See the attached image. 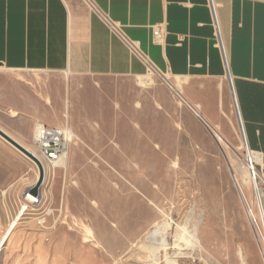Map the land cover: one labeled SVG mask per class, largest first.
Returning <instances> with one entry per match:
<instances>
[{
  "label": "rangeland",
  "instance_id": "obj_1",
  "mask_svg": "<svg viewBox=\"0 0 264 264\" xmlns=\"http://www.w3.org/2000/svg\"><path fill=\"white\" fill-rule=\"evenodd\" d=\"M147 65L146 73L117 78L0 68V128L34 148L44 168L38 185L39 165L0 135V240L20 218L0 264H150L141 244L162 219L174 226L172 243L178 225L199 240L180 264H241L239 249L246 264H264L234 95L224 97L234 133L223 134L228 145L215 136L224 128L211 132L179 95V78ZM144 75L149 85L140 82ZM200 84L215 92L212 82ZM35 117L79 136L66 164L38 151Z\"/></svg>",
  "mask_w": 264,
  "mask_h": 264
},
{
  "label": "crops",
  "instance_id": "obj_2",
  "mask_svg": "<svg viewBox=\"0 0 264 264\" xmlns=\"http://www.w3.org/2000/svg\"><path fill=\"white\" fill-rule=\"evenodd\" d=\"M215 2L228 67L209 0H0V68L117 78L146 73L147 60L181 80L179 95L210 127L224 128L215 136L227 144L234 133L224 97L232 92L264 168V0ZM163 22L168 33L157 44L152 26Z\"/></svg>",
  "mask_w": 264,
  "mask_h": 264
},
{
  "label": "bare ground",
  "instance_id": "obj_3",
  "mask_svg": "<svg viewBox=\"0 0 264 264\" xmlns=\"http://www.w3.org/2000/svg\"><path fill=\"white\" fill-rule=\"evenodd\" d=\"M140 82L142 84L149 85L152 82V78L149 75H144L140 77ZM236 109H237V114L239 115L237 105H236ZM13 113L15 115L17 114L16 111H13ZM239 118H240V115H239ZM240 123H241V119H240ZM241 129H242V126H241ZM68 134H69V137L70 136L72 137V139L74 137H79L71 129H69ZM218 139L220 141H224V139L221 136H218ZM243 139H244V145H245L244 147L246 148V150H250V147L245 139V136L243 137ZM29 150L32 151L38 158H40L38 152L34 148L29 147ZM67 158L68 156L67 154H65L63 155L62 159L59 162H61L62 164H66ZM248 159L251 162H255V161L260 162L261 157L258 153L251 152L250 150V153H248ZM248 172L251 178L252 186L255 191L256 197L260 204V208H259L260 223L257 222L255 226L257 230L263 229V235H264V198H263L262 190L259 185L258 186L256 185V184H259V179L257 176L256 169L254 167L252 168L250 165L248 166ZM236 180H237L241 194L244 195L246 199L245 189L243 185L241 184V182L239 181L237 174H236ZM27 200L30 202H36V198H34L32 194L28 195ZM25 210H27V207L23 209V212ZM23 212L21 214H23ZM19 220L20 218L18 217L14 221L11 222L9 228L7 229V231L5 232V234L2 236L0 240V249L9 240L11 234L13 233L14 229L18 225ZM173 229H174V226L169 220L162 219V220H155L153 224L146 230L144 237H143L144 240L142 241V244H141V248L146 250L149 253L148 258H150L149 260L150 264H160L161 263L160 261L163 259L166 264H180V259L187 257V255H189L191 252L195 251L198 248L199 240L197 239L196 234L192 233L186 226H183V227H181L180 225L177 226L176 234L174 237L175 239H174V242L172 243L170 240V234H171V230ZM88 232H90V229H88ZM262 253L264 256L263 247H262ZM238 255L241 260V264H246V259H245V254H244L243 249H239Z\"/></svg>",
  "mask_w": 264,
  "mask_h": 264
},
{
  "label": "built area",
  "instance_id": "obj_4",
  "mask_svg": "<svg viewBox=\"0 0 264 264\" xmlns=\"http://www.w3.org/2000/svg\"><path fill=\"white\" fill-rule=\"evenodd\" d=\"M209 5H210L211 10L213 12L218 45L222 50V54H223L225 63L228 67L227 48H226V45H225L224 40L222 38L220 23H219V19H218V15H217V5H216L215 0H209ZM152 27H153V40H154V42L157 44H164L165 40H166L167 33H168L166 23L163 22V23L155 24ZM146 62H147V64H149V62L147 60H146ZM235 101H236V105H237L238 112H239V107H238V103H237L236 98H235ZM239 115H240V113H239ZM241 126H242V130H243V134L245 136L242 120H241ZM68 131H69L68 126H66V127L51 126L45 122H41V121L37 120L34 123V129H33L34 144L37 147L40 154L44 158H46L51 163H57L62 159L63 155L67 154L70 142L72 141V137L71 136L69 137ZM245 139L247 141L246 136H245ZM250 150H251V152L258 153L261 157V160H260V162H257V161L251 162L247 156V158H246L247 160H245V165H246V167L251 165L252 168L254 167L256 169L257 176L259 179V184H256V185L257 186L259 185L260 187H264V168L262 165V156L259 152L255 151L253 149H250ZM250 150H246L247 155H248V153H250Z\"/></svg>",
  "mask_w": 264,
  "mask_h": 264
},
{
  "label": "water",
  "instance_id": "obj_5",
  "mask_svg": "<svg viewBox=\"0 0 264 264\" xmlns=\"http://www.w3.org/2000/svg\"><path fill=\"white\" fill-rule=\"evenodd\" d=\"M203 122L206 124V126L209 128V130L212 132V128L205 121H203ZM0 135L2 137H4L5 139H7L8 141H10L22 153H24L27 157H29L31 160H33L34 162H36L39 165L40 170H41V177H40V180L38 182V185H39L40 181L43 179V174H44V168H43V165H42L40 159L32 151H30L26 146L19 143L17 140H15L11 135H9L2 128H0ZM38 187L39 186L34 187V189H33L34 193H37Z\"/></svg>",
  "mask_w": 264,
  "mask_h": 264
}]
</instances>
